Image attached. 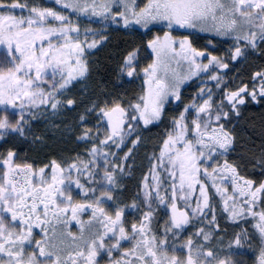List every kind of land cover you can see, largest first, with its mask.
<instances>
[{
	"label": "snow or ice",
	"instance_id": "snow-or-ice-1",
	"mask_svg": "<svg viewBox=\"0 0 264 264\" xmlns=\"http://www.w3.org/2000/svg\"><path fill=\"white\" fill-rule=\"evenodd\" d=\"M54 3L60 7L0 2V10L7 12L0 11V144L42 141L33 134V123L45 121L59 129L55 121L60 120L63 132L81 129L75 139L85 148L66 166L52 160L39 168L18 163L14 150L0 152V264H245L246 230L235 234L223 258L206 243L179 242L192 219L208 212V223L219 229L205 180L233 223L256 221L262 242L256 264H264V179L247 178L237 162L227 159L235 150L229 125L241 116L240 106L247 98L264 102V71L253 76L259 89L240 86L219 102L211 88L200 87L193 102L170 119L131 203L121 200V181L131 175L129 161L145 132L164 123L168 105L184 103L181 89L188 81L209 73L219 89L221 77L213 72L229 67L207 47H194L189 37L200 32L231 40L232 61L252 53L264 56V0ZM66 12L96 18L101 29H86L81 41L79 25ZM112 26L139 36L140 43L125 50L116 82L90 98L74 121L65 122V114L82 104L69 93L90 76L87 56L109 39ZM156 26L163 34L146 39ZM177 30L184 32L178 37ZM208 45L215 47L211 40ZM137 81L139 91L130 95L124 90ZM90 116L96 123L88 126ZM126 147L117 163L118 151ZM253 159V169L264 177V154ZM161 211L167 216L162 227ZM129 216L135 218L129 221ZM196 235L205 242L212 238L203 228Z\"/></svg>",
	"mask_w": 264,
	"mask_h": 264
},
{
	"label": "flooded vegetation",
	"instance_id": "flooded-vegetation-1",
	"mask_svg": "<svg viewBox=\"0 0 264 264\" xmlns=\"http://www.w3.org/2000/svg\"><path fill=\"white\" fill-rule=\"evenodd\" d=\"M2 3H9L10 0H0ZM137 2L140 4L141 2H146V0H137ZM0 11H6V10H0ZM18 11V10H17ZM123 30V29H122ZM166 30V29H165ZM126 32L125 30H123ZM184 32V30H177L174 35L180 36V33ZM205 36H212L208 38H204L202 41H199L200 39L197 37H194V33H192L189 37L193 41L194 47L203 50L205 47L208 48L209 51L212 52L213 55H216L223 59L225 63L229 64L228 69H216L213 74H217L221 77V83L220 88L218 89L216 87V81L210 80L209 82H202V80L205 78L208 80L209 73H201L199 77H195L192 80L188 81L187 84L182 88V99L184 101L183 104L177 105L176 103L168 105V113H167V119L164 121L163 124L156 127H151L150 131L145 132V139L142 141V143L137 146V148L133 152V156L130 159V163H132V169H131V175H125L121 181L124 192L121 196V200L124 203H131V198L133 195L139 190V186L141 181L143 180V177L148 174L149 168H150V161L149 157L152 155L153 152L159 151L160 144L162 142V137L165 134L168 126L169 121L172 117L178 116L179 112L183 109V106L185 104L193 102V98L196 96V93L199 91L200 87H207L211 88L212 92L214 93V99L219 102V99H223V96L227 92H231L233 90H236L240 86L247 85L249 90L251 91L254 87L256 89H259L260 84L258 81L253 80V76L258 71H264V56L257 55L255 53L249 54L246 59H241L237 61H232L230 59L231 52L229 49L232 46V43L229 44L227 42H216L211 40L215 47H212L208 45V41L210 39H221L226 40L222 37H214L213 34L208 33H200ZM162 35L163 33L159 31V27L155 28L152 33H150L147 38H151L152 35ZM143 51V49H141ZM207 63V61H204ZM139 81H137L135 84H138ZM135 84H126L127 92L131 95V90L133 88V85ZM200 101H197L199 103ZM241 107V116L237 117L233 120V124L229 125V128L231 129L234 137H235V144L234 148L235 150L231 152L227 159L229 162H237L241 167V174L246 176L249 179H253L256 181H260L261 179H264L259 173V169L254 170L253 165L255 164V160L253 157H260L262 154H264V132L259 135L258 140L259 144L256 143V146L254 147L252 144H249L247 141L250 139L247 128L245 126V116L247 114H262L264 116V102L262 103H256L251 101L250 98H247V103ZM83 111V110H82ZM82 111L76 112H69L66 113L72 114L76 113L77 115L81 113ZM75 116V118L77 117ZM94 121L89 122L88 126H91L92 124L96 123L95 117L90 116L89 119H93ZM88 119V120H89ZM38 122V121H37ZM34 122V123H37ZM42 123H45V121H40ZM33 123V124H34ZM234 125V126H233ZM49 131L53 132L51 135H61L63 140L65 142H69L70 140L72 142H69L71 151L69 152H63V151H57L54 153H49L48 155L41 157V159H33L32 151L30 150H23L20 147V144L22 143H28L31 147H34L35 149H38L39 144L44 143V139L42 141H37L36 143L31 142V138L26 141L16 140V144H13L12 140L10 139L8 143L0 144V152L5 153L7 150L11 149L17 152L18 154V163H29L32 164L34 168L43 167L44 165L50 164L52 160L57 161V163H60L62 166H66L67 163H70L72 158L76 156L77 153H83L85 145L82 143H79L76 141L75 136L79 134L81 131L80 128H77L74 133H67L63 132V128L54 129V128H47ZM63 133V134H62ZM36 136H40L38 133H33ZM59 138V136L57 137ZM252 146L254 150L253 154H251V158H248V153H246V150L248 147ZM128 147H131V145H128ZM115 150V149H113ZM127 147L124 148L121 151H118L117 153V163L120 162V158L124 155L125 152H127ZM250 156V154H249ZM253 156V157H252ZM118 158V159H117ZM87 159V157H85ZM223 162V159L220 161ZM127 172V168H126ZM209 195L210 197L217 203L218 208L215 210L216 215V221L219 226L218 231L213 230V227L208 223V220H204L201 222V219L199 218V221L197 218H193L191 224L187 227V230L182 233L180 238V243L186 241L188 238H192L196 244L206 243L208 247L213 248L217 252L220 253L221 258H223L226 253L229 251V244L232 243L234 240L235 234L240 233L242 230H246L247 232V238L242 241L244 244V251L246 255L244 256L245 264H256V257L259 255L260 248L262 246V242L260 240L259 234L257 230L254 228V224L256 221L253 218H248L247 220H240L239 223H233L227 216V213L223 212V205L222 201L219 195L215 193V190L212 192V190L208 187ZM229 192H231V187H229ZM214 193V194H213ZM182 203V202H181ZM162 216V219L160 220V225L162 227L163 221L167 219V216H164L161 213H159ZM87 215L83 217V219H87ZM134 216H129V221L133 220ZM197 228H203L206 233L211 232L212 238L205 242L201 236H197L196 233L198 231ZM71 230L76 233L78 232V228L73 225ZM39 237H37L38 239Z\"/></svg>",
	"mask_w": 264,
	"mask_h": 264
},
{
	"label": "trees",
	"instance_id": "trees-1",
	"mask_svg": "<svg viewBox=\"0 0 264 264\" xmlns=\"http://www.w3.org/2000/svg\"><path fill=\"white\" fill-rule=\"evenodd\" d=\"M140 43L139 36H130L127 35L126 32H124L122 29H116L110 32L109 39L105 42L104 46L100 48L91 58L92 62V77L93 81H91V86L93 87L92 96L98 95L101 92V89L104 87L110 88L113 83L116 82V72L118 71V66L120 64V61L123 57V54L126 49H128L133 44ZM138 85V84H137ZM127 90L126 86L125 89ZM137 91H139V85L136 88ZM135 91V90H134ZM90 92V91H89ZM91 95H89L88 98H92ZM87 98V99H88ZM82 101V104L79 108H77V111H82L84 105H86L89 100H79ZM76 113L68 114L63 117V120L65 122H72L75 120ZM245 120V126L247 128L248 134L250 139L247 141L249 144H252L254 147L256 146V143L259 144L258 137L260 134L264 132V116L262 114H247L244 118ZM89 122L92 123L94 121L93 119H89ZM64 127V124L60 126L61 128ZM47 128H49V124L47 122L42 123L38 121L37 123L33 124V133H38L42 139H44L43 144H39V148L35 149L34 147H31L28 143H22L20 144V147L23 150H30L32 151L33 159H41V157H44L48 155L49 153H54L57 151H63V152H69L72 150L69 142H72L71 140L69 142H65L64 140H61V135H51V131H49ZM264 141V139H263ZM13 144H16V140H12ZM253 147L250 146L247 148L246 153H248V158H251V154H253L254 150H252ZM250 154V156H249ZM253 157V156H252Z\"/></svg>",
	"mask_w": 264,
	"mask_h": 264
},
{
	"label": "rangeland",
	"instance_id": "rangeland-1",
	"mask_svg": "<svg viewBox=\"0 0 264 264\" xmlns=\"http://www.w3.org/2000/svg\"><path fill=\"white\" fill-rule=\"evenodd\" d=\"M143 3H145V2H141L140 3V5L141 6H143ZM29 4L31 5V4H36V5H38V6H41V7H54V8H59L60 6L59 5H56L55 3H54V0H29ZM4 12V14H7V12L6 11H3ZM18 12V11H17ZM66 15H69L70 16V19L72 20V22L74 23V24H78L79 25V27H80V40L81 41H84L85 40V30L86 29H93V30H98V29H101V24L98 22V23H95L94 21H96V18H92V17H86V16H82V15H79V14H72V13H70V12H66L65 13ZM157 27H159L160 28V26H156V28ZM116 29H118L116 26H112L111 28H109V29H107V32H108V34H110V32H112L113 30H116ZM194 33V37H197V38H199L200 40L199 41H202L203 40V37H202V35L203 34H199V33H196V32H193ZM205 34H208V33H205ZM204 36V38H208V37H212V36H205V35H203ZM190 37H193V36H190ZM215 37V36H214ZM92 39H94V37L91 35V33H89L88 35H87V40L90 42ZM210 40H213V42L214 41H216V42H218V43H220V42H227V43H229V44H231V43H233L231 40H221V39H218V38H216V39H210ZM105 44V43H104ZM104 44L103 45H101L100 47H98L97 49H94V50H92V52H93V54H91V55H88L87 56V58H88V61H89V64H90V67H91V71H92V65H91V62H92V60H91V58L93 57V55L100 49V48H102L103 46H104ZM0 52H3V48H0ZM143 51L141 50V55L143 56ZM151 62V60L149 59V60H143L142 62H141V67H143V66H145L147 63H150ZM175 67V66H174ZM184 71H186V68L185 69H183ZM91 71H90V76H89V78L87 79V80H85L84 82H83V84H77L72 90H71V92L69 93V95L70 96H73V97H75L77 100H89L90 98H88L89 97V95H91L92 96V91H93V87L91 86V81H93V77H92V73H91ZM177 71H181V69H177ZM210 81V79H209V77H208V80H206L205 78L202 80V82H209ZM139 84H140V81L138 82ZM187 84V83H186ZM185 84V85H186ZM184 85V86H185ZM87 87V91L86 92H82L81 91V89L82 88H84V87ZM183 86V87H184ZM138 87V85L137 84H135V85H133V88H132V90H131V94L133 93V91L135 90V91H137L136 90V88ZM182 87V88H183ZM182 90V89H181ZM90 91V92H89ZM95 96V95H94ZM93 97V96H92ZM88 98V99H87ZM186 105V104H185ZM184 105V106H185ZM183 106V107H184ZM63 119V118H62ZM55 123H57V124H60V126H62V123H61V121L60 120H56L55 121ZM49 127H51L50 125H49ZM59 138H61V140H63V138L62 137H59ZM58 138V139H59ZM60 140V139H59ZM118 159V158H117ZM205 183L206 184H208L209 185V188L212 190V192L214 191V189L211 187V181L210 180H205ZM209 192V191H208ZM214 194V193H213ZM199 196V191H198V186H197V191L193 194V206H195V200H196V198ZM209 197H210V195H209ZM210 204H211V206L216 210V208H218V206H217V203L210 197ZM211 216H212V213L211 212H208L207 213V216L206 217H200V219H201V222L202 221H204L205 219L206 220H211ZM198 219V221H199V218H197ZM198 230H199V228H197Z\"/></svg>",
	"mask_w": 264,
	"mask_h": 264
}]
</instances>
